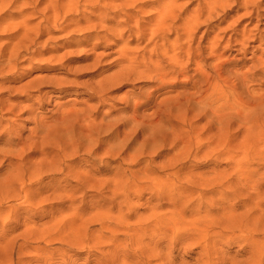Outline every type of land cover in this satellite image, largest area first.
<instances>
[{"label":"rangeland","instance_id":"obj_1","mask_svg":"<svg viewBox=\"0 0 264 264\" xmlns=\"http://www.w3.org/2000/svg\"><path fill=\"white\" fill-rule=\"evenodd\" d=\"M108 2L127 6L129 26L145 28L147 40L158 28L171 32L158 44L170 48L164 67L179 53L173 52L178 38L187 42V71L171 75V85L158 84L154 74L121 73V58L142 61L154 46L143 51L147 40L133 42L117 24L124 17L101 18ZM5 3L0 102L30 113L3 118L30 130L10 145L0 136V264H68L80 248L92 264H204L223 255L213 244L217 228L248 240L230 250L228 264H264V0H0ZM56 15L65 22L48 31L42 24ZM36 30L43 45L30 50L40 52L18 58L16 69L5 67L15 58L14 45ZM123 49L139 51L121 57ZM136 75L151 77L136 87L152 91L136 107L135 121L126 98ZM49 95L61 103L53 107ZM101 95L109 102L101 103ZM89 151L114 166L81 167ZM74 177L114 190H127L134 179L141 194L89 200ZM177 181L178 199L144 195ZM21 199L33 206L29 214Z\"/></svg>","mask_w":264,"mask_h":264},{"label":"bare ground","instance_id":"obj_2","mask_svg":"<svg viewBox=\"0 0 264 264\" xmlns=\"http://www.w3.org/2000/svg\"><path fill=\"white\" fill-rule=\"evenodd\" d=\"M248 1V0H247ZM8 6H9V4L8 3H5V4H3V5H0V13L1 12H3V11H5L7 8H8ZM112 7L113 8V10H114V12L113 13H111L110 11V8L109 7ZM125 7H127V6H125V5H123V4H120V5H116L115 4V2H108L107 3V5L105 6V7H102L103 9H104V12L101 14V18H103V19H105V20H109V21H115L116 22V20H117V18H118V20L120 19V18H122V17H124V20L123 21H117V24L118 25H123V26H125L126 28H124V29H126L127 31L126 32H128V34H129V38H132V41L133 42H136V43H138V45H140L139 43H141L142 41H146L147 40V38H146V35H147V31H145V28L143 29V28H141L142 26H140V25H136V27H130L129 26V24H131V22H132V18L131 17H129L128 15H127V13L128 12H125L126 11V9H125ZM255 7V6H254ZM110 15H113V18H111V19H109V16ZM164 15V14H163ZM162 15V18L161 19H164L165 18V16H163ZM57 17H55V19H56V21H54L53 23H50V22H47V21H45V24H42V26H44V25H46L45 26V28L47 29V27H48V31H50V27L51 26H59V23H60V21H62V22H65V20H60V17H58L59 15H56ZM164 17V18H163ZM51 24H53V25H51ZM38 25H40V24H38ZM117 27H119V26H117ZM37 28V27H36ZM54 28V27H53ZM37 29H40V27L38 26V28ZM44 29V28H43ZM64 29V28H63ZM37 31V30H36ZM36 31H35V37L34 38H29V36H27V35H25L24 36V38L18 43V44H16V45H14V52L16 53V55H15V58L14 57H10L8 60H7V64L5 65V67H7V65H9V67H10V69H11V66L13 65L14 67H15V69L19 66V59H21L22 57H24V56H28V55H30V56H32V57H34V56H36V54L37 53H39L40 52V50H36V51H33V52H31V48L32 47H37L38 45L39 46H41L42 47V45L43 44H41V43H39V40H40V37H41V35L39 34V32L37 31V33H36ZM246 31V30H245ZM68 32V31H67ZM170 31L169 30H167V29H162V28H158V29H156V30H154V31H152L151 32V36L148 38V42H149V44H148V46H146L144 49H143V51H146L151 45H153L154 46V49L153 50H151V51H147V52H145V54H144V56L142 57V61H139L138 59H130L129 57H127V59L126 60H123L122 58L120 59V61L119 62H121V73H128V74H136V73H139V74H154V76L155 77H153V79H155V78H157L158 80H159V82H158V84H162V85H171V84H173V83H170L169 81H168V79H169V77L171 76V75H174L175 73H179V74H184L186 71H187V69L189 68L188 67V65L187 64H183V61H184V56H186V53H185V48H188L189 47V45H188V43L186 42V44H187V46L188 47H186V45L185 44H183V43H181V39H180V37L178 38V41H177V43H175L174 44V48H173V52H177V51H179V53L178 54H175V55H173L169 60H170V64H168L167 65V67H164L162 64H164V62L168 59V55H169V52H170V48H168L166 45H164V46H160V45H158L159 44V42H167V37H168V33H169ZM185 32V31H184ZM189 32V31H188ZM43 33V32H42ZM63 33H64V31H63ZM170 34H171V32H170ZM186 34H188L187 33V31H186ZM122 35V34H121ZM120 35V36H121ZM185 35V34H184ZM190 35V34H189ZM188 35V36H189ZM123 36V35H122ZM170 36V35H169ZM243 36H244V34H243ZM206 37V36H205ZM203 38V37H202ZM244 38V37H243ZM263 38V37H262ZM29 39V40H28ZM31 39V40H30ZM50 39V38H49ZM192 39V37L190 38V40ZM204 39V38H203ZM206 39V38H205ZM13 40V39H12ZM52 40V39H51ZM50 40V41H51ZM247 40V39H246ZM246 40H245V42H246ZM10 41H11V39H10ZM10 41H9V45L10 46H12V43L10 44ZM14 41V40H13ZM196 41V40H195ZM7 42V41H6ZM12 42V41H11ZM131 42V41H130ZM245 42H243V43H245ZM25 43L27 44V46L29 47V48H27L26 46H25ZM135 43V44H136ZM242 43V42H241ZM192 44H193V42H192ZM9 45H8V47H9ZM243 45V44H242ZM242 45H241V47H242ZM7 46V45H6ZM5 46V47H6ZM212 46V45H211ZM214 46H215V44H213V47H211V48H214ZM200 47H201V45H200ZM244 47V46H243ZM164 49V50H163ZM215 49V48H214ZM123 51V52H122ZM121 52H120V56L122 57V56H125V55H129L130 53L131 54H133L134 52H136V51H139L138 49H135V50H133V51H131V50H129V49H123ZM163 51H164V54H163ZM192 52V51H191ZM194 52V51H193ZM213 52V51H212ZM2 53V52H1ZM214 53V52H213ZM3 54V53H2ZM195 54V53H194ZM193 54V55H194ZM192 55V56H193ZM199 55V54H198ZM197 56V55H196ZM188 57V56H187ZM186 57V58H187ZM194 57H195V55H194ZM2 58H5V57H3V56H0V60H2ZM19 58V59H18ZM150 58V60H152V59H155L154 61H152V62H149L148 61V59ZM198 58V57H197ZM33 59H25L24 60V62H31ZM4 61L2 60L1 61V63H3ZM6 63V62H5ZM4 64V63H3ZM3 64H1V66H0V82H2L3 80L5 81V78H3V77H1L2 76V73H3V71H4V69H2V66H3ZM218 66V65H217ZM8 67V68H9ZM14 67H12V68H14ZM218 67H220V66H218ZM4 68V67H3ZM14 69V70H15ZM214 69V68H213ZM201 70V69H200ZM199 69H198V71H196V72H198L199 73V71H200ZM216 70H218V68L216 69ZM216 70H214L216 73H217V71ZM6 71V70H5ZM12 72H13V70H12ZM214 72V73H215ZM219 72V71H218ZM200 73H202V72H200ZM216 73L215 74H213V75H216ZM205 74V73H204ZM24 75H25V73H24ZM203 75V73L200 75V76H202ZM205 75H207V73L205 74ZM205 75H203V76H205ZM219 74L217 73V76H218ZM20 76V75H19ZM22 76V75H21ZM20 76V77H21ZM199 76V77H200ZM208 77H210L209 78V80L211 79V77L212 76H208ZM201 78V77H200ZM220 78V77H219ZM12 79V78H11ZM17 79H19V77L17 78ZM23 79V78H22ZM203 79V78H202ZM213 79V78H212ZM218 79V78H217ZM15 81H17L16 80V78L14 79ZM224 80H226V79H224ZM229 80H231V79H229ZM211 81H213V80H211ZM217 81V80H216ZM218 81H219V79H218ZM222 81H223V78H222ZM225 82V81H224ZM229 83H230V81H228ZM198 83V82H197ZM196 83V84H197ZM208 83V82H207ZM212 83V82H211ZM220 83H221V80H220ZM227 83V82H226ZM199 84V83H198ZM202 84V83H201ZM203 84H204V82H203ZM210 85V84H209ZM211 85H213V84H211ZM215 85V84H214ZM232 85H233V82H232ZM196 87L197 86H200V85H195ZM204 86V85H203ZM202 86V87H203ZM227 86V85H226ZM234 86V85H233ZM201 87V88H202ZM232 87V86H231ZM235 87V86H234ZM1 89V88H0ZM232 89V88H231ZM234 89V88H233ZM235 89H237V87L235 88ZM197 90V89H196ZM34 94V93H33ZM184 93H180L179 94V96H182ZM30 96V95H29ZM20 98V97H19ZM28 99V98H27ZM150 100V99H149ZM5 103H3V102H0V126H3V123L4 122H9V120H7V119H4L3 117H6L8 114L9 115H14V116H18V114H20V113H23V115H25V114H29L30 113V110H28V109H25L26 111H21L18 107L17 108H14V107H8V108H6L5 106ZM143 104H141V105H139L138 106V108L137 109H139V107L140 106H142ZM18 106V105H17ZM136 108H135V114H134V120L136 121V117L138 118V114L137 113H139V111L137 110ZM21 111V112H20ZM5 112V113H4ZM85 112V111H84ZM83 112V113H84ZM78 113V112H77ZM79 114H80V112H79ZM81 115V114H80ZM83 115V114H82ZM86 117V116H85ZM57 123H58V120L56 121ZM54 124V123H53ZM79 124V123H78ZM57 142V141H56ZM6 144H11V143H8L7 142V140H6ZM56 144V143H55ZM42 145V144H41ZM52 145V144H51ZM54 145V144H53ZM57 145V144H56ZM56 145H55V147H56ZM49 146H50V144H49ZM59 145H57V147H58ZM51 147V146H50ZM54 147V148H55ZM43 150H44V148H43ZM55 150H53V152H54ZM36 152V151H35ZM57 152V151H56ZM52 153V152H51ZM51 153L49 154V155H51ZM21 157H22V155H21ZM23 158V157H22ZM23 159H25V158H23ZM23 162H24V160H23ZM125 252H130V251H132L133 249H127V248H125V249H123ZM154 251H159V253L161 254V253H163V251L162 250H154ZM133 252H136V253H140V254H144L145 252H146V250L145 249H137V250H133ZM208 260H210V259H208ZM151 263V260L150 259H145V262L144 263H142V264H150ZM135 264H139V263H135ZM204 264H214V262H212V261H209V262H206V263H204Z\"/></svg>","mask_w":264,"mask_h":264},{"label":"clouds","instance_id":"obj_3","mask_svg":"<svg viewBox=\"0 0 264 264\" xmlns=\"http://www.w3.org/2000/svg\"><path fill=\"white\" fill-rule=\"evenodd\" d=\"M151 79V77H146L143 75H136L132 81V88L130 90L129 95L126 98V104L128 107L135 109L141 104L148 103L151 97V87L150 86H141L136 87V83L142 80ZM119 87H123V84L118 85ZM63 91V89H57V92ZM92 92L91 89H89ZM92 94H95L92 92ZM115 99L112 98L111 102L113 105L115 104ZM48 103L52 104L53 107L61 103V99L58 95H49L47 97ZM42 106L43 101H38ZM101 103H108L109 98L105 95L100 96ZM42 114L37 111L35 116L39 118ZM30 130V125L24 122L17 124L14 120H9V122L3 126H0V136L6 134L8 143H17L19 140L26 135V133ZM6 155H15L14 153H5ZM3 163V160H0V164ZM10 163H16L15 161H10ZM81 167L95 170V169H103L108 167H113L114 165L109 162L104 156L94 155L91 151H89L85 158L79 162ZM65 180L69 179V177H65ZM71 179H75L77 181L75 187L76 190L82 195L87 197L89 200H95L99 196L104 197H112L114 195L119 196L122 200H127L129 195L135 194L139 196L141 193L135 191L132 185L135 184V180L133 179L132 184L129 185L127 190L120 189L114 190L110 184H104L100 187H95L90 184L87 178L74 177ZM181 182L177 181L175 185H172L168 189H150L144 192V195L149 197H155L159 199H164L167 197L179 198L182 195L180 191ZM18 204L23 207V211L25 214H29L33 210V206L27 204L24 200H19ZM248 243V240L245 239L244 235L241 233H232L226 234L223 230L217 228L215 230V234L213 237V244L216 248L222 250L223 255L219 260H215L214 264H228L226 259L227 254L230 250L235 246L237 248H243ZM182 244V241L178 242V247ZM92 256L88 251L84 248H80L77 251H73L71 257L68 260V264H92ZM184 257H177V260H183Z\"/></svg>","mask_w":264,"mask_h":264}]
</instances>
